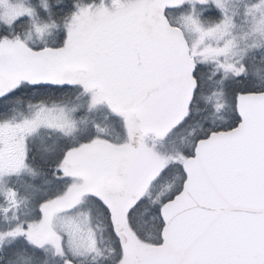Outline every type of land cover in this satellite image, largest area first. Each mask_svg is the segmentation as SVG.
Listing matches in <instances>:
<instances>
[{"label": "snow or ice", "instance_id": "obj_1", "mask_svg": "<svg viewBox=\"0 0 264 264\" xmlns=\"http://www.w3.org/2000/svg\"><path fill=\"white\" fill-rule=\"evenodd\" d=\"M0 264H264V0H0Z\"/></svg>", "mask_w": 264, "mask_h": 264}]
</instances>
